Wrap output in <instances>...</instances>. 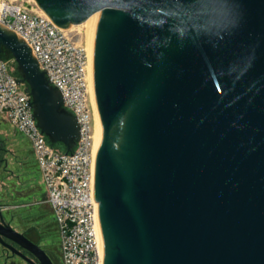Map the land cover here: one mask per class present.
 I'll return each instance as SVG.
<instances>
[{
    "label": "water",
    "instance_id": "water-1",
    "mask_svg": "<svg viewBox=\"0 0 264 264\" xmlns=\"http://www.w3.org/2000/svg\"><path fill=\"white\" fill-rule=\"evenodd\" d=\"M35 2L65 29L98 12L90 70L103 263L264 264V0ZM11 57L37 126L72 152L76 115L0 22V58Z\"/></svg>",
    "mask_w": 264,
    "mask_h": 264
},
{
    "label": "built area",
    "instance_id": "built-area-1",
    "mask_svg": "<svg viewBox=\"0 0 264 264\" xmlns=\"http://www.w3.org/2000/svg\"><path fill=\"white\" fill-rule=\"evenodd\" d=\"M0 22L31 47L40 68L61 90L64 106L80 124V138L72 152L53 145L33 117L30 90L18 81L15 59L0 58V117L32 145L60 236L62 262L104 264L96 232L94 114L86 48L35 1L0 0Z\"/></svg>",
    "mask_w": 264,
    "mask_h": 264
},
{
    "label": "rangeland",
    "instance_id": "rangeland-1",
    "mask_svg": "<svg viewBox=\"0 0 264 264\" xmlns=\"http://www.w3.org/2000/svg\"><path fill=\"white\" fill-rule=\"evenodd\" d=\"M23 1L34 3V0ZM94 28L91 23H81L71 25L68 32L75 41L86 48L88 53V44L93 39ZM90 100L92 103L91 93ZM0 137L5 141L7 149L6 166L0 169V200L7 205L6 208L12 214L16 215L14 222L17 226H27L31 223L39 225L50 232L52 240L59 245L60 236L54 221L53 210L46 201V187L30 141L1 117Z\"/></svg>",
    "mask_w": 264,
    "mask_h": 264
},
{
    "label": "flooded vegetation",
    "instance_id": "flooded-vegetation-1",
    "mask_svg": "<svg viewBox=\"0 0 264 264\" xmlns=\"http://www.w3.org/2000/svg\"><path fill=\"white\" fill-rule=\"evenodd\" d=\"M6 152L0 137V169L6 166ZM6 207L0 200V264H63L60 245L52 240V234L32 223L17 226L16 215Z\"/></svg>",
    "mask_w": 264,
    "mask_h": 264
},
{
    "label": "bare ground",
    "instance_id": "bare-ground-1",
    "mask_svg": "<svg viewBox=\"0 0 264 264\" xmlns=\"http://www.w3.org/2000/svg\"><path fill=\"white\" fill-rule=\"evenodd\" d=\"M35 1V0H34ZM97 14L98 12L92 14L85 22L83 23H88V24H93L95 26V23H96V19H97ZM89 42V41H88ZM92 42V40H91ZM91 42H89L88 44V55H89V60H88V73H89V80H90V93H91V97H92V107H93V114H94V134H93V137H94V149H95V152L97 154V148H98V135H99V126H98V116H97V111H96V108H95V103H94V97H93V91H92V83H91V70H90V54H91Z\"/></svg>",
    "mask_w": 264,
    "mask_h": 264
},
{
    "label": "trees",
    "instance_id": "trees-1",
    "mask_svg": "<svg viewBox=\"0 0 264 264\" xmlns=\"http://www.w3.org/2000/svg\"><path fill=\"white\" fill-rule=\"evenodd\" d=\"M58 146H60L61 148H64V145L63 144H58Z\"/></svg>",
    "mask_w": 264,
    "mask_h": 264
}]
</instances>
